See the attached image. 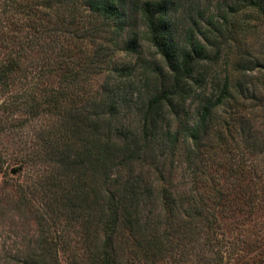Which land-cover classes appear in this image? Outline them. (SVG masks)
Listing matches in <instances>:
<instances>
[{"label":"rangeland","instance_id":"rangeland-1","mask_svg":"<svg viewBox=\"0 0 264 264\" xmlns=\"http://www.w3.org/2000/svg\"><path fill=\"white\" fill-rule=\"evenodd\" d=\"M96 1L114 5L123 14L124 22L87 17L90 7L85 0H0V21L14 30V23L21 24L28 17L41 21V34L26 29L21 39H32L40 46L45 45L44 41L49 43L48 51L35 48L30 57L46 62L47 69L55 70L61 64L79 71L88 64L94 67L97 59L105 55L111 59L119 68L111 78L120 107L113 127L138 132L142 126L140 110L166 72L163 59L146 39L140 9L147 2L164 5L173 39L181 46L200 45L204 53L202 68L190 81L187 100L176 102L175 110L164 111L159 124L163 136L160 145L143 157V165L135 164L136 173L148 178L149 171L155 173L160 163L165 180L164 187L156 180L160 175L150 177L153 186L145 185L146 197L140 205L145 223H151L145 226L146 233L164 235L163 253L148 264H264V0H258L261 10L248 6L246 0ZM58 24L61 32L54 44L50 40L56 39ZM134 39L138 46L135 52H128ZM61 76L60 70L45 76L43 81L49 84L44 86L57 89L66 85ZM227 79L232 99L211 115L210 133L196 153L197 158L191 154L184 135L197 120L202 102L206 98L216 100ZM90 82L91 91L85 96L79 92L80 101L97 95L104 76H92ZM3 91L0 93L5 99L23 94L19 88ZM4 98L0 97V102ZM24 110L10 111L20 120L35 119ZM177 112L179 118L174 116ZM36 119L41 120L35 123L37 127H50L48 116ZM180 128L181 135L174 144L171 134ZM151 157H156V163ZM14 168L16 174L9 170L5 177L0 175V264L4 258L26 252L25 247L39 234V214L19 205L20 192L16 190L19 183L43 184V173L40 175L38 167L13 165ZM196 169L199 180L204 181L199 184L194 180ZM123 172L117 168L109 177L116 178ZM37 189H41L40 185ZM202 195L209 199L208 206L202 208L206 222L190 227L188 223L195 213L192 199L200 201ZM90 198L93 203L94 196ZM174 200L176 205L171 204ZM83 223L80 220L72 226L81 233ZM121 239L129 242L122 246L121 262L133 264L129 251L132 240L126 232ZM66 257L60 252V264H67Z\"/></svg>","mask_w":264,"mask_h":264},{"label":"trees","instance_id":"trees-1","mask_svg":"<svg viewBox=\"0 0 264 264\" xmlns=\"http://www.w3.org/2000/svg\"><path fill=\"white\" fill-rule=\"evenodd\" d=\"M85 1L90 7L87 17L124 22L123 14L114 5L100 4L96 0ZM246 3L261 10L258 0H246ZM140 13L146 28V39L163 59L166 72L162 74L161 83L150 91L148 102L140 110L142 126L138 132L113 127L120 107L111 78L119 68L112 64L111 59L105 55L103 59H97L94 67L93 63L88 64L79 71L68 66L64 68L61 64L55 70L47 69L46 62H36L30 57L35 48L48 51L49 43L44 41L45 45L40 46L32 39H21L26 29L41 34V27L38 26L41 21L28 17L21 24L14 23L13 27L17 30L2 26L0 21V92L12 88L23 91L21 97L13 100L5 99L0 93V97L4 98L0 102V175L5 177L9 170H16L13 165L38 167L45 181L38 185L34 182L32 185L19 183L17 186L19 205L39 214V234L25 247L26 252L4 258L2 264H60V252L67 254V264H124L121 262L122 246L129 244L127 239H121L124 232L132 240L129 251L133 264L136 261L148 264L163 253L164 235L159 237L146 233L145 226H151V223H145L140 209L146 197L145 185L153 186L150 177L160 175L156 180L165 187L163 171L159 163L155 173L149 171L150 177L147 178L143 173H136L135 164L143 165L146 162L143 157L154 153L156 144L160 145L159 140L163 136L159 124L164 111L175 110L176 102L187 100L190 81L202 68L204 51L200 45L181 46L173 39L164 5L147 2ZM60 26L57 25L56 39L50 40L51 43H57ZM83 33L85 39L86 33ZM137 46V39H134L127 51L135 52ZM45 54L49 55L48 52ZM96 57L99 58V55ZM59 70L63 72L61 79L63 77L66 85L57 89L44 86L49 82L43 81V78ZM92 76H104V82L94 98L82 101L83 97L80 101L79 92L85 96L91 91ZM231 95V82L227 79L216 100L206 98L202 102L197 120L184 135L195 157L203 146V140L209 136L211 115L232 99ZM22 109L35 119L20 120L10 111L19 112ZM40 116L49 117L43 119L50 123L49 128L36 126L35 123L41 122L36 119ZM174 116L179 118V112ZM181 130L171 134L174 144ZM151 158L156 163V157ZM117 168L124 172L118 173L116 178L109 177ZM194 175L197 184L204 182L199 180L198 169ZM39 185L40 190L37 189ZM161 191L160 188L159 193ZM200 198V201L192 199L195 213L188 223L190 227L206 222L202 208L208 206L209 199L203 195ZM171 204L176 205V200ZM62 220L66 223L65 227ZM80 220L84 221L81 233L72 226ZM92 224L94 230L91 229ZM70 229L76 235L71 234ZM186 235L183 233L182 236Z\"/></svg>","mask_w":264,"mask_h":264},{"label":"water","instance_id":"water-1","mask_svg":"<svg viewBox=\"0 0 264 264\" xmlns=\"http://www.w3.org/2000/svg\"><path fill=\"white\" fill-rule=\"evenodd\" d=\"M13 174H16V170L13 171Z\"/></svg>","mask_w":264,"mask_h":264}]
</instances>
